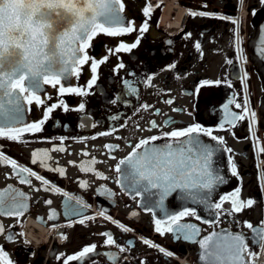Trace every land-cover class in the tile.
Instances as JSON below:
<instances>
[{"label":"flooded vegetation","instance_id":"1","mask_svg":"<svg viewBox=\"0 0 264 264\" xmlns=\"http://www.w3.org/2000/svg\"><path fill=\"white\" fill-rule=\"evenodd\" d=\"M123 2L126 24L129 19L134 21L137 28H141L145 21L148 24L147 31L140 34V45L130 53H117L115 47L121 42H134L137 33L117 37L98 34L87 52L96 59L107 54L109 60L98 67L97 82L89 90L90 95L83 98L66 95L70 110H54L41 132L24 133L16 142L0 138V146H3L9 158H14L19 165L30 167L50 182L44 186L35 177H29L31 184H21V178L27 174H18L11 164L0 163V190L12 185L28 196V209L22 217L0 216L5 228L4 234H0V245L18 264H63L64 256L76 254L91 244L97 245L96 253L93 254L97 264H206L200 260L198 242L185 241L182 235L177 239L179 234L174 232L161 235L155 231V220L165 219L163 213L160 210L157 213L148 211L141 203L140 196L125 193L121 186V174L115 171L119 161L133 151L139 140L200 123L212 128L214 135L223 137L225 143L222 146L228 158L231 157L237 164L235 186L221 196L230 195L239 188V197L245 202V207L233 216L225 213L215 217L214 210L210 213L203 205L189 203V206L197 208L202 220L189 216L181 222L194 223L201 229L197 241L213 231L243 232L250 250L258 253L259 243L244 222L259 226L260 221L264 220V154H259L253 147L250 134L254 131L247 120L236 125H225L224 129H220L219 125L222 122V105L229 99L235 98L237 103L243 104L247 97L249 103L246 107L249 109L253 108L258 94H261V83L249 53V40L263 5L261 0H243V3L240 0ZM148 4L152 8L149 15L145 16L143 9ZM191 10L227 15L236 23L212 16H192ZM234 28H239V32L234 33ZM188 33H191L190 37L186 35ZM236 37L240 40L239 48L246 61H242L236 52ZM197 41L201 44L199 51L195 48ZM105 46L113 51L108 53ZM229 59L233 61L231 64L228 63ZM119 63H124L125 68L120 69ZM172 64L176 65L175 69L169 68ZM90 76L89 62L83 65L79 81L73 78L71 84L84 85ZM241 76L244 79H240ZM125 80L135 82V94L127 92ZM204 80H220L221 83L202 86ZM61 82L64 83L63 80ZM41 87L43 91L38 90V94L46 101V106L58 102L59 85L55 89L50 85ZM48 96L53 98L48 99ZM112 99H116L117 103H110ZM167 100L172 103H166ZM81 102L85 103L83 112L75 110ZM143 104H148L149 109H143ZM25 107L26 123L42 118L45 111V105L37 106L35 102L32 105L25 104ZM230 107L241 113V109H236L234 104ZM29 108L30 111L27 110ZM117 115L120 119L113 120L112 117ZM85 117L88 123L96 126L80 127ZM152 121H156L158 126L153 128ZM0 123L3 121L0 120ZM121 124L124 126L121 127ZM103 132L110 134L100 135ZM262 133L256 134L263 137ZM164 142L162 139L155 143L160 145ZM256 143L264 144V141L257 140ZM107 145L115 147L109 149ZM56 148L65 150L55 151ZM229 148L232 152L227 151ZM42 149H48L51 157L46 161L47 168L40 162L41 156L37 157L36 164L31 163L32 154ZM93 160L95 163H91ZM81 165L89 170H82ZM55 169H63L64 174L61 175ZM84 181L87 185L82 187L81 182ZM53 184L61 191L52 190ZM44 187H48L49 191H44ZM38 188L39 191L36 190ZM104 189L110 190V194H100ZM65 192L81 198L88 205L82 208L80 216L70 218L64 215L65 204L75 203L68 201ZM220 197L215 202H219ZM175 199L178 197L174 193L165 201L170 212L182 210L180 204L172 202ZM249 199L254 202L250 207L246 204ZM48 200L52 201L51 205L46 203ZM225 206L230 205L226 203ZM53 216L55 218H50ZM109 216L119 223L107 219ZM84 217L95 219L79 223ZM204 219H218L219 223L213 227L204 224ZM120 224L132 231L125 232ZM9 232L14 235L11 242L7 240ZM105 232L111 233L117 245L127 251L121 253L117 245H107V237L102 235ZM143 238L150 239L173 255L169 257L157 248L145 245ZM105 253H113L120 259L113 262ZM84 264H88V261Z\"/></svg>","mask_w":264,"mask_h":264},{"label":"snow or ice","instance_id":"2","mask_svg":"<svg viewBox=\"0 0 264 264\" xmlns=\"http://www.w3.org/2000/svg\"><path fill=\"white\" fill-rule=\"evenodd\" d=\"M6 0H0L2 6ZM82 3H87L91 7V12L87 18H78L75 13L69 14L68 12L61 13L57 11L55 14L45 13L44 17L48 22V31L42 32V38L38 42V51L42 60H33L25 52L14 50L9 56L0 53V138H6L12 142L19 141L22 134L30 133L35 134L43 131L45 123L50 119L51 114L56 109H61L64 112L70 110L69 104L66 102V95L79 96L81 98L90 95V91L97 82V69L100 65L105 64L109 60V56L105 54L102 58L96 59L90 57L87 49L92 47V41L98 34H106L109 37L124 36L127 34L137 33V38L134 42L119 43L114 51L132 52L140 43V34L147 31L148 24L145 21L141 28L135 26L134 21L129 19L126 24L125 17L121 13L125 10V3L123 0H80ZM66 6L71 3V0H65ZM243 3V0H240ZM264 4V0H261ZM204 7H207L206 5ZM152 6L148 4L143 9V14L148 16ZM253 14L255 11L253 10ZM190 15L207 17L212 16L220 20H227L233 24L236 21L227 15L207 13L203 11L191 10ZM234 33L239 32V28L232 30ZM191 36V33L186 34ZM171 44V41H169ZM235 43L237 45L236 52L241 56L242 61H246L239 48L240 40L236 37ZM108 53L113 51L112 48L105 46ZM195 48L201 50L199 41L195 43ZM258 56L264 59V30L261 31L260 42L257 46ZM91 76L84 85L77 84L73 86L71 80L75 78L79 81L83 65L89 64ZM233 61L228 60L231 64ZM176 65H169L170 69H175ZM119 68H125L124 63H119ZM246 75V74H245ZM240 79H244L241 76ZM64 81L62 83L61 81ZM151 86V80H148ZM215 83L219 85L220 80L210 81L204 80L201 82L202 86H207ZM68 86H65V85ZM42 85H50L53 89L59 85L57 93V101L50 106H46V101L38 94V90L43 91ZM124 85L129 94H135L137 89L135 82L128 80L124 81ZM231 86V85H229ZM196 93H193L195 95ZM48 96V99H52ZM33 102L37 106L45 105V111L42 118L36 121L26 123L25 112L27 105H32ZM110 103H117L116 99L109 101ZM171 104V100L165 101ZM249 103L247 97L244 98L243 104L237 103L235 98L229 99L227 103L222 105V122L220 129H224L225 125H236L237 122L247 120L249 127L258 123L256 121V112L249 111L246 107ZM235 106L236 109H241V113L233 111L230 105ZM148 104H143L142 108L149 109ZM30 111L31 109H27ZM75 110L83 112L85 110V103L81 102ZM182 111V109H177ZM113 120H119L120 117L113 116ZM152 127H157L156 121H152ZM171 124V121H167ZM95 127L94 123H88L87 117L81 122L80 127ZM124 125L121 124V127ZM115 131V129H113ZM213 129L204 127L200 123H192L185 128L175 129L168 132H163L162 135H152L150 137L139 140L134 146L133 151L125 158L121 159L115 167V171L121 174L127 181L126 187L135 192V195L147 194L145 198L144 207L151 211L153 207L159 208L163 213L165 219L155 220V231L163 235L165 232H174L177 239L182 238L185 241L198 242L200 248L203 249L200 259L204 260L206 264H254L255 258L258 253L250 250L246 242V236L243 232H231L222 230L221 232L213 231L208 236L203 237L199 241L196 237L199 236L201 229L194 223H182L185 217H194L196 220H202V216L198 214L197 208L189 206L203 205L205 210H214L213 215L219 217L222 214L229 216L241 212L245 207V202L239 197L240 189L237 188L230 195H224L219 198V202H212L213 192L219 185L226 184L227 178L219 173V170L214 168L215 156L220 151L221 145L225 143L223 137H218L213 134ZM108 132L100 133V135H109ZM202 137H207L211 141L217 142L216 145L207 143ZM250 137L253 138V147L259 154H264V144H257L255 133H251ZM166 138V139H165ZM164 139L163 144L157 145L155 142ZM112 149L113 145H107ZM55 151H64L63 148H56ZM232 152V149H227ZM48 149L37 150L32 154V164L37 163V157L41 156L40 162L47 168L46 161L51 159L48 155ZM87 154V153H85ZM115 159V157H113ZM0 163L5 165L11 164L14 169L19 173H25L27 176L21 178V184H31L32 181L29 177H35L36 180L41 181L42 185H49V180L44 176L38 175L30 167L19 165L14 158H9L0 146ZM87 163V162H86ZM95 163V161H91ZM231 164V175L237 176V164L229 157ZM82 170H89L81 165ZM53 170V169H49ZM63 175V169H55ZM98 175H101L97 173ZM107 179V177H102ZM87 182H81L84 187ZM39 191L40 189H36ZM52 190L60 192L61 189L56 188L53 184ZM154 190V191H153ZM44 191H49L48 187H44ZM181 201V211L170 212L165 205V201L172 197L173 194ZM100 194L108 195L110 190L104 189ZM68 201H75V203H66L64 215L67 217L80 216L82 208L88 207L81 198L70 196ZM156 196L157 199L153 200L152 197ZM28 196L12 185H9L3 190H0V216L7 217H22L28 209ZM51 205L52 201H46ZM230 206L226 207L225 205ZM253 201L249 199L246 204L252 206ZM81 207H77V206ZM136 215L135 212L132 213ZM50 218H55L50 217ZM95 217H84L80 219L79 223L84 224L85 220H93ZM113 223H119L112 217H107ZM204 224H210L215 227L218 219L202 221ZM246 227L250 229L254 235L255 241L260 244L264 250V220L260 221L259 226H254L251 222H244ZM71 224V221H70ZM120 227L129 232L132 229L120 224ZM5 228L0 222V234H4ZM226 232V234H222ZM107 237L105 243L107 245H117V241L113 238L111 233H102ZM66 238V237H65ZM8 241L14 240V235L9 232L7 235ZM143 243L153 248H157L159 252L171 257L173 253L166 251L162 246L155 244L148 238H143ZM119 248V252L124 253L126 248ZM97 245L91 244L83 247L81 251L73 255H66L63 257V264H70V262H77V264H97L93 259V254L96 253ZM34 255V254H32ZM105 255L113 262L118 261L120 257L113 253H105ZM249 257L253 258L249 260ZM0 264H18L14 262L9 253L3 245H0ZM146 264V262H145Z\"/></svg>","mask_w":264,"mask_h":264},{"label":"clouds","instance_id":"3","mask_svg":"<svg viewBox=\"0 0 264 264\" xmlns=\"http://www.w3.org/2000/svg\"><path fill=\"white\" fill-rule=\"evenodd\" d=\"M75 13L78 18H87L91 7L80 0H6L0 6V53L6 57L14 50L25 52L34 61L42 60L38 42L42 32L48 31L45 13Z\"/></svg>","mask_w":264,"mask_h":264},{"label":"water","instance_id":"4","mask_svg":"<svg viewBox=\"0 0 264 264\" xmlns=\"http://www.w3.org/2000/svg\"><path fill=\"white\" fill-rule=\"evenodd\" d=\"M121 15H123V13H121ZM262 30H264V4L259 9V13H258L257 20L255 23V30H254V32H253V34L249 40V53H250L251 58L254 62L255 70L257 72L258 78L261 82L262 94L260 97V127L263 130V134H264V59H261L258 56V52H257V46L260 42V36H261ZM203 139L207 143H212L214 145L217 144V142H215V141L207 140L205 138H203ZM219 147H220V151L215 156L214 168L218 169L219 173L224 175L227 178V183L219 185L217 187V189L213 192L212 202H214V203H215L216 198H218L222 194L232 190L235 186V178H234V176L231 175V171H230L231 168L229 165V158H228L227 152L222 145ZM120 180H121V186H122L123 191L127 194L135 195L134 191H132L128 187H126L127 181L124 179V177L122 175L120 176ZM138 196H140L141 203L145 204V198H146L147 194L145 193V194L138 195ZM152 199L155 200L156 196H153ZM173 201H176L177 204L181 205V201L179 198L172 200V202ZM152 210L157 213L160 209L153 207ZM212 211L213 210H210V213H212ZM222 234H224V233H222ZM202 252H203V249L200 250V257H201ZM201 262H204V260H201Z\"/></svg>","mask_w":264,"mask_h":264},{"label":"built area","instance_id":"5","mask_svg":"<svg viewBox=\"0 0 264 264\" xmlns=\"http://www.w3.org/2000/svg\"><path fill=\"white\" fill-rule=\"evenodd\" d=\"M257 111H258V109H257ZM254 127H256V125H254Z\"/></svg>","mask_w":264,"mask_h":264},{"label":"rangeland","instance_id":"6","mask_svg":"<svg viewBox=\"0 0 264 264\" xmlns=\"http://www.w3.org/2000/svg\"><path fill=\"white\" fill-rule=\"evenodd\" d=\"M168 11V10H167ZM168 13V12H167Z\"/></svg>","mask_w":264,"mask_h":264}]
</instances>
